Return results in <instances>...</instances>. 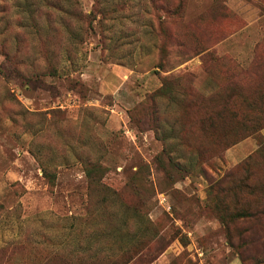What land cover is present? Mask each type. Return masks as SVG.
<instances>
[{
    "label": "rangeland",
    "instance_id": "374dc122",
    "mask_svg": "<svg viewBox=\"0 0 264 264\" xmlns=\"http://www.w3.org/2000/svg\"><path fill=\"white\" fill-rule=\"evenodd\" d=\"M156 2L0 0V264L134 256L139 222L110 228L85 161L124 202L152 203L158 237L133 264H264V164L243 165L258 140L211 158L214 142L186 147L169 129L188 118L178 104L228 89L231 58L250 65L264 0ZM206 50L220 64L205 68ZM166 82L177 101L156 94ZM243 179L254 192L233 189Z\"/></svg>",
    "mask_w": 264,
    "mask_h": 264
},
{
    "label": "trees",
    "instance_id": "16d2710c",
    "mask_svg": "<svg viewBox=\"0 0 264 264\" xmlns=\"http://www.w3.org/2000/svg\"><path fill=\"white\" fill-rule=\"evenodd\" d=\"M160 2L165 10L166 0H157L155 6ZM153 3L154 0H152V5ZM178 7L182 8V3ZM253 52V60L244 70L238 65L239 63L236 60L233 61V58L230 57L231 67H229L228 76L230 82L228 89L225 91L217 90L208 97L199 93L198 97L203 100L199 103L187 101L178 104L177 107L188 118L185 122H181L180 118L175 119L169 126L170 133L176 136L175 140L181 142V144L183 142L186 147H189V142H214L215 149L211 158L221 155L230 147L246 138L255 137L260 143V147L245 160L243 165L247 173H250L251 169L253 171L258 164H264V137L261 135V132L264 130V38L255 44ZM202 57L204 58L202 64L207 69L209 67L204 63H208L209 61L220 64V61H217L218 59L214 53L212 54L208 50L202 54ZM224 65L227 66L226 64ZM52 73H55V71ZM242 75L246 79L252 80L260 76L262 80L258 83L257 80L247 83L246 88H243L242 83L238 80ZM31 81L29 79V82ZM156 94L159 97L169 96L172 101H177V96L173 95L171 87L168 86V82L163 83ZM180 95L184 100L186 94ZM244 133L245 136H241ZM194 152L202 156L200 146L195 148ZM170 163H173L172 158H170ZM84 166L89 189L99 190L103 193L101 200V204L105 207L102 210L103 215L113 221L114 216L123 215L121 222L126 230L133 228V224L138 225L139 222L141 232L139 245L136 246L134 256L125 264L135 263L140 256L149 253L153 242L158 237L157 233L153 232L152 221L148 217L152 203H149L148 200L131 203L124 202L118 196V191L112 190L103 183L105 172L99 163L85 161ZM43 172L45 177L49 178L51 182H54L55 175L52 176L45 168ZM254 188L247 185L245 179L236 182L235 185L233 184V189L238 190L250 189L249 191L254 192ZM262 188H264V185H262ZM135 194H138V192L135 191ZM105 210L109 211L107 215ZM236 214L238 217L248 216L246 212H238ZM116 223L114 221L110 228Z\"/></svg>",
    "mask_w": 264,
    "mask_h": 264
},
{
    "label": "crops",
    "instance_id": "0c3cea01",
    "mask_svg": "<svg viewBox=\"0 0 264 264\" xmlns=\"http://www.w3.org/2000/svg\"><path fill=\"white\" fill-rule=\"evenodd\" d=\"M256 44V43H255ZM255 44H254V47H255ZM254 47H252L251 48V60H250V63H251V61L253 60V57H254V52H253V50H254ZM248 142V141H247ZM252 146L254 147V149L256 148V144L254 143H249L248 145H247V149L249 148V149H251L252 148ZM233 264H240V262L239 261H233Z\"/></svg>",
    "mask_w": 264,
    "mask_h": 264
}]
</instances>
